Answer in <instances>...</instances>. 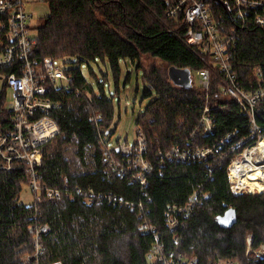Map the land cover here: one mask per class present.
Instances as JSON below:
<instances>
[{"label": "trees", "instance_id": "obj_1", "mask_svg": "<svg viewBox=\"0 0 264 264\" xmlns=\"http://www.w3.org/2000/svg\"><path fill=\"white\" fill-rule=\"evenodd\" d=\"M45 1L49 13L36 27L30 55L74 64L66 69L73 77L70 87L48 84L56 103L51 114L61 132L43 144L38 167L42 184L61 193L52 198L44 191L39 200L25 204L20 197L29 173L0 169V264H210L220 258L264 264V257L254 252L264 244V191L232 192L228 171L233 155L205 161L168 158L177 146L212 145L236 132L226 150L251 136L250 118L222 92V75L210 54L184 41L182 16H167L173 0ZM209 1L223 32L238 29V40L230 47L232 64L242 85L252 90L259 83L254 70L264 69L259 10L250 8L244 18L231 19L223 3ZM222 1L235 13L234 0ZM145 57L160 64L145 65ZM123 59L142 73L143 98L151 97L136 118L137 138L144 137L143 156L150 164L142 174L145 183L122 151L113 148L108 157L104 147L111 146L114 97L121 96L133 72L122 81ZM93 62L104 63L112 78L109 72L98 77ZM171 66L188 68L192 78L193 71L211 68L209 88L178 85L170 77ZM13 70H18L17 62L1 67L0 74ZM8 88L0 83V133L14 121ZM206 106L215 122L209 134L196 130ZM256 118L264 130V99ZM124 169L128 172L121 178ZM78 187L93 191L94 198L88 201ZM194 196L200 203L191 206ZM179 207L189 210L180 212ZM230 208L237 211L233 224L220 219ZM44 224L49 230L39 234Z\"/></svg>", "mask_w": 264, "mask_h": 264}, {"label": "built area", "instance_id": "obj_2", "mask_svg": "<svg viewBox=\"0 0 264 264\" xmlns=\"http://www.w3.org/2000/svg\"><path fill=\"white\" fill-rule=\"evenodd\" d=\"M250 8L258 9L256 21L264 25V0H234L233 19H242L249 13ZM0 29L6 30L0 34V68L17 62V71L8 74H0V83L6 82L11 90L8 107L14 113V121L11 129L0 133V169H25L29 175V185L35 192V200L41 198L42 193L48 197L60 196L57 188L44 186L39 178L38 167L43 162V144L52 140L61 132L58 121L51 114L56 103L48 95L49 83L54 82L56 86L70 87L72 75L67 68L62 66V61L52 56L44 59L33 58L30 52L36 43V35L32 32L30 22L32 13L26 9V0H0ZM169 18L182 16L187 24L184 41L191 46H199L200 49L209 53L222 75V92L234 99L241 111L249 116L251 123V136L246 140L240 139L225 150L228 143L236 132L229 133L225 139L212 144L189 147H175L169 152L168 158L173 159H197L208 160L212 157L224 158L228 153L232 154L229 164L230 187L234 194L243 192H263L255 186L250 191L251 185L245 180H251V173L258 168L264 173V130L257 121V106L264 99V69L257 67L254 70L258 78V86L248 90L240 82L232 64L230 47L238 40L237 27L228 32H223L216 22L214 4L209 0H173L167 10ZM3 44L6 46L3 48ZM200 86L208 89L210 86V69L203 68L198 71ZM211 108L206 106L199 121L198 132L204 134L215 131L214 116ZM251 138V139H250ZM250 139V140H249ZM248 140V141H247ZM135 145L123 142L108 146L105 144L107 156L112 157L109 152L116 148L126 155L125 162H130L138 167V177L142 179L144 171L149 170L150 164L143 156L145 140L141 135ZM248 143V144H247ZM244 146V147H243ZM136 153L135 156H132ZM126 169L119 172L122 177L126 176ZM264 184V177L258 179ZM77 191L87 195V200L94 198L93 191L77 188ZM190 205L200 203V199L194 196ZM191 208V207H190ZM177 210V209H176ZM188 207H179L178 211L187 213ZM49 226L44 224L38 233H45ZM38 234V235H39ZM251 237H248V250H251ZM259 257H264V244L254 249ZM210 264H242L232 259L220 258Z\"/></svg>", "mask_w": 264, "mask_h": 264}, {"label": "rangeland", "instance_id": "obj_3", "mask_svg": "<svg viewBox=\"0 0 264 264\" xmlns=\"http://www.w3.org/2000/svg\"><path fill=\"white\" fill-rule=\"evenodd\" d=\"M26 9L29 13H32V18L30 22L32 27V32H36V27L44 22V17L49 13V5L45 0H26ZM70 61V60H69ZM62 61V66L69 67L74 64L71 62ZM145 65L160 64L159 61H156L152 57H145L143 60ZM123 67L122 81L126 77L128 71L131 72V79L128 82L127 86L124 88L121 96H115L116 104V114L115 119L110 126L112 133L110 134L111 138L109 139L110 145H117L123 143L124 140H128L130 143H134L137 138V128L136 118L138 114L144 110L146 105L151 100L149 98H143V89L145 83L142 79V73H137L134 71V65L130 60L123 59L121 61ZM95 73L98 77H102L103 73L109 72L110 79L111 74L109 69L102 62H93L91 63ZM83 70L87 77L93 82V78L89 75L88 65L83 66ZM211 70V68H210ZM192 83L196 86H200V77L197 71H193ZM124 82V81H123ZM111 89H114L113 86ZM10 88H8V94H10ZM138 139V138H137ZM138 143V141H137ZM35 200V192L29 184H25L21 192L20 202L25 204H31Z\"/></svg>", "mask_w": 264, "mask_h": 264}, {"label": "water", "instance_id": "obj_4", "mask_svg": "<svg viewBox=\"0 0 264 264\" xmlns=\"http://www.w3.org/2000/svg\"><path fill=\"white\" fill-rule=\"evenodd\" d=\"M215 1L223 3L226 10L228 11L230 18L231 19L234 18L232 10L230 9L228 3L223 2L222 0H215ZM169 74H170L171 79L178 85L190 86L192 83L191 71L188 68H180L177 66H171L169 68ZM220 219L221 221L227 224L236 223L237 222V211L235 210V208H230L226 211V213Z\"/></svg>", "mask_w": 264, "mask_h": 264}, {"label": "bare ground", "instance_id": "obj_5", "mask_svg": "<svg viewBox=\"0 0 264 264\" xmlns=\"http://www.w3.org/2000/svg\"><path fill=\"white\" fill-rule=\"evenodd\" d=\"M259 176L264 177V173L262 171H260L258 168H254L253 172L251 173V178H250L251 180H253V182H249V181L245 180L249 185H251V187L249 188L250 191H252L255 186H258L259 190L263 191L264 184L261 181L256 180L259 178Z\"/></svg>", "mask_w": 264, "mask_h": 264}]
</instances>
